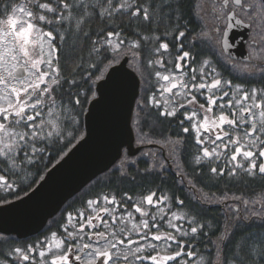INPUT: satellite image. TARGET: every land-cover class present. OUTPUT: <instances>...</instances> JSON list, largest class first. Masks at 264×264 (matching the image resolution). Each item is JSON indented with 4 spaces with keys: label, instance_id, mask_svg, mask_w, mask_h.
<instances>
[{
    "label": "trees",
    "instance_id": "1",
    "mask_svg": "<svg viewBox=\"0 0 264 264\" xmlns=\"http://www.w3.org/2000/svg\"><path fill=\"white\" fill-rule=\"evenodd\" d=\"M18 7L50 40L54 78L49 87L30 90L34 94H28L27 106L16 100L0 112V205L29 192L83 136V116L96 83L125 57L139 79L131 127L134 145L141 149L134 156L123 149L120 159L70 198L38 234L24 239L0 234V264H38L30 249L50 235L61 241L71 264L79 240L67 231L69 218L89 223L83 239L100 240L108 238L103 232L117 228L110 222H123L125 213L132 214L126 222L138 232L122 236L124 244L118 246L140 241L151 248L162 242L166 253L145 250L123 264H264V159L258 156L253 167L245 159L239 166L232 151L216 154V143L206 137L200 144L186 118L191 106L202 119V110H209V121L226 118L225 134H218V127L210 136L230 145L229 150L237 148L240 139L234 134L245 131L239 122L243 100L228 91L235 86L245 94L253 87L264 91V73L249 74L227 64L214 43L207 0H0V28L16 25ZM205 60L210 64L202 69ZM165 70L185 75L190 108L187 102L167 115L150 102L155 74ZM213 74L226 95L223 105L217 85L198 87L211 85ZM214 97L218 102L210 106ZM214 110L221 112L213 116ZM6 133L13 138L5 141ZM256 150L264 152V144ZM147 196L153 198L149 205L141 200ZM159 199L162 204H153ZM101 200L111 215L94 220L89 202L97 208ZM18 250L23 253L15 255Z\"/></svg>",
    "mask_w": 264,
    "mask_h": 264
},
{
    "label": "rangeland",
    "instance_id": "2",
    "mask_svg": "<svg viewBox=\"0 0 264 264\" xmlns=\"http://www.w3.org/2000/svg\"><path fill=\"white\" fill-rule=\"evenodd\" d=\"M13 18L16 25L12 24L8 30L0 28V112L13 106L16 100L23 101L24 106H27L28 103L30 104V101H28V94L32 92H30V90L36 87L41 89L44 87L47 88L52 84L54 78L51 71V66L54 61V48L48 37L33 27L27 12L22 7L15 9ZM113 47L118 48L116 43H113ZM179 59L180 58H178L179 63L177 64L178 69V65H180ZM157 62H160V58ZM208 64L210 63L205 60L201 65L202 69H205ZM19 67L25 69L26 76L21 80L15 81L13 79V74ZM155 76L156 92L150 99V102L156 103L162 110L166 111L167 115H171L176 108L183 107V104L188 102L187 96L191 94L190 83L186 80L185 75L180 73V70L175 72L165 70L163 73H156ZM211 76L213 79L210 81L212 82L210 86H216V83L219 82L216 78L217 75L213 74ZM198 87L200 89H207L208 85H206L205 82H201L198 84ZM216 88H222V86L217 85ZM252 89L253 90L248 91L246 94L243 93L242 89L235 90L231 88L230 91H228L234 98H237L240 94V98L243 100L242 103L240 102L241 106L239 107V113L241 115L239 117V122L243 124L245 130L244 132L234 134L233 139L237 138V140L240 139V141L236 145L237 148H232L230 150L228 148L230 145H226V147L224 141H222V143L215 142V140L211 138L210 133L209 135H205L208 126L215 132L218 127L221 129L222 126L226 125V122H228L226 118H223V120L221 119L217 123L212 122L209 121L210 114L207 110H202V114L205 118L201 119L202 115L198 117L199 112H196L193 106L190 108V101L188 102L190 112L187 113L186 118H190V127L192 130H195L196 136L198 135V137H201L199 141L200 144L207 139L209 142L212 141L216 143L214 144L213 151H215L216 154H220V156L225 153V149L228 150V152L232 151L231 157L234 158V161L235 158H237L235 162H237L239 166H242L243 160L245 159L249 167H253V165L258 162V156L264 159V152L256 150L264 144V91L255 88ZM257 91L263 92L258 93ZM32 94L34 93L32 92ZM256 98H258V100ZM223 103L224 102H222V105ZM220 112L219 110H214L212 114L216 116ZM253 131H256L257 134ZM206 137L207 139H205ZM10 138H13V135L11 133H6L4 140L9 141ZM230 139L233 140L232 138ZM259 140H261V142H259ZM209 142H207L206 147L209 146ZM219 145L221 146L220 150H218ZM202 153L203 155L207 154L204 149H202ZM141 200L147 205L153 202V198L150 196L144 197ZM162 202L163 199L154 200L153 204H162ZM96 205L97 208H94L92 202H89L88 208L90 209V215L93 216L94 220H96L95 216L99 218L104 215V220H107L111 215V210L108 207V209L106 208L104 200H101ZM131 215V213H125L123 215V222L120 220L118 221V218L111 221V224L116 223V225H118L117 228L114 232L111 230L110 233L103 232L102 234L105 233L108 238L100 240H96L95 237L91 240L88 238L83 239L82 236L86 235L85 230L89 227V223L81 217L77 219L69 218L68 224L70 227L67 231L71 237L77 236L79 240L76 244V250L72 253L73 259L71 262H76L78 264H123V259L130 261L134 254L137 255L139 252H145V250L154 249V254L159 253L160 255L166 253L164 243L162 242L154 244L151 248H149L146 243L140 241H136V245L131 243L133 246L123 247L117 245V242L121 241L122 236L137 235V229H134L126 222L130 219ZM176 216L177 213H175L173 218ZM168 225V227L171 228V220H169ZM141 248L144 250L140 251ZM63 252V244L53 235L43 238L36 249H30L31 255H36L38 264L70 263L67 262L68 255L65 256V252ZM22 253L21 250H18L15 255H21ZM30 253L26 252V256H29ZM31 258L29 260H31ZM33 258L32 260L34 261Z\"/></svg>",
    "mask_w": 264,
    "mask_h": 264
},
{
    "label": "water",
    "instance_id": "3",
    "mask_svg": "<svg viewBox=\"0 0 264 264\" xmlns=\"http://www.w3.org/2000/svg\"><path fill=\"white\" fill-rule=\"evenodd\" d=\"M239 20L228 16L227 37L235 41L232 25ZM224 44V43H222ZM242 45V46H241ZM238 48H225L231 59L247 61L243 42ZM26 76L25 69L14 71L13 79ZM139 91V79L127 65V58L111 66L95 85V96L83 116L84 134L52 165L25 195L0 205V234L24 239L38 234L62 206L96 176L107 171L124 149L134 156L141 149L134 145L131 116Z\"/></svg>",
    "mask_w": 264,
    "mask_h": 264
},
{
    "label": "flooded vegetation",
    "instance_id": "4",
    "mask_svg": "<svg viewBox=\"0 0 264 264\" xmlns=\"http://www.w3.org/2000/svg\"><path fill=\"white\" fill-rule=\"evenodd\" d=\"M207 7L211 11L209 14L212 21L211 26H214V34H212L214 43L218 45L227 64L238 67L239 70L249 74L259 75L264 73V0H207ZM230 14H233L240 24L238 25L237 21L236 24L232 25L234 27L232 31L236 33V37L235 41L229 43L226 29ZM239 42H243V50L247 55V61L231 59L224 54L223 46L227 49L230 47L240 49ZM208 86L210 87V85ZM234 89L237 90L238 87L235 86ZM217 90H219V96H222L220 98L221 102H226L224 89L217 88ZM192 101L195 104L196 99L194 98ZM212 101L210 106H214L215 102H218L216 97ZM225 127V125L222 126V130L220 129L218 134H225L223 131L226 129ZM206 131L211 135L214 134L209 126ZM71 264L78 263L71 262Z\"/></svg>",
    "mask_w": 264,
    "mask_h": 264
},
{
    "label": "bare ground",
    "instance_id": "5",
    "mask_svg": "<svg viewBox=\"0 0 264 264\" xmlns=\"http://www.w3.org/2000/svg\"><path fill=\"white\" fill-rule=\"evenodd\" d=\"M161 113L164 114L163 111H161Z\"/></svg>",
    "mask_w": 264,
    "mask_h": 264
}]
</instances>
